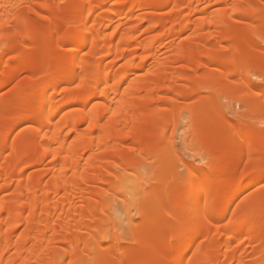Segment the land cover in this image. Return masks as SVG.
Returning a JSON list of instances; mask_svg holds the SVG:
<instances>
[{
  "label": "bare ground",
  "instance_id": "1",
  "mask_svg": "<svg viewBox=\"0 0 264 264\" xmlns=\"http://www.w3.org/2000/svg\"><path fill=\"white\" fill-rule=\"evenodd\" d=\"M15 1L16 0H0V5L5 9L4 5L8 6L10 3ZM58 1L68 3V7L63 9V7L60 5L50 6L46 0H43V2L39 4L42 9L57 13V16L54 20L55 23L50 21L46 28L39 23H35L34 31L32 32V35L29 36V40H35L42 33L47 32V34L50 35L47 40V50H56L59 52L63 50L64 45H67L69 42H74L76 44V49L73 50L74 53L72 52L73 54L71 55L58 54L54 61L49 63L50 65L58 66L57 68L59 71H56V73H62L64 77L61 76V79H54L48 82L45 81L44 83H38L36 85V89L39 90H37L38 92L36 91L38 96L36 95L37 97H33V100L31 99V101L27 103L25 107V111L27 113L22 119L17 122L15 121L2 133H0V140L6 141L11 136V134L15 132L19 125H22L21 123L27 122L29 120L35 121V125L36 123L37 125L34 133L26 131L20 135V144L28 143V148L24 153L25 157L35 154L40 150V152H38V155L40 153V157L36 161L37 163L42 164V162H45L48 157L54 156L55 160L61 161V171L63 169V172H61L62 174L60 173L61 175L53 177L48 182L43 178L42 180L36 182L30 181V183L25 185L21 180H17L16 185L22 190L21 194L15 200L4 202L1 211L9 214L11 218L19 217V220L12 225L8 219L5 220L1 218L0 255L12 247L11 240L13 234L21 223L27 222L30 230H35L36 225L38 224L40 228H37V231L43 236H41L39 239H35V247L31 250H28L25 247L26 243H28L27 239L19 243L17 247L18 257H23V253H26V260H31L33 258L37 259L41 257L40 255L44 248L43 243L48 241L44 235H46L48 231H53L52 227L49 225L50 218L60 208V206L64 205L65 203L71 204L73 196L78 193L83 194L86 192L85 187L87 186V183L94 180H100L112 185L113 182L111 177H114L121 184H124V188L125 186L129 185V183H131L128 177L109 172L106 167L107 165H102L100 161L101 159L99 158V150L100 153L104 152L103 155H105L107 151L114 153L118 152L115 148H112V151L110 150L111 141L117 137L116 133L110 130L115 128L118 131L120 129L119 126H121L122 131L125 133L124 136L126 138H133L135 140L136 144L138 145L140 155L142 153H144L143 155L147 153L148 155L153 156V159L155 157L156 162H154L155 165H157V169L155 168L154 171L157 173V178H155L156 176L154 178L155 181L161 184L159 185L156 183L159 185V188L156 186L157 189L154 187L152 190L153 186H150L148 190L144 188L145 190L139 191L141 193L144 191V193L141 196L140 193L139 198L136 200L132 199V196L129 200L128 198L130 197H125L127 204L129 205L128 211H130V209L133 207L136 208V211L138 212L137 214L140 215L142 220L141 222H137V220L132 217V215L129 214L130 216H128L129 225L133 231L132 235L135 238V247L143 250V252H141V257L143 253V260L140 263L136 262L135 264H155L156 261H159L160 264H180L181 261H183L184 264H188L186 263V260L192 252L195 242L200 237H206V235H208L207 232H210L212 229L211 226L213 225V220L209 221L203 216L202 204L204 201L209 199H216L217 197L221 196V193H212L210 186L212 185L211 183H213V181L206 178L203 174H200V172H198L196 169H191L188 173V177H186V183L181 187H178V193L180 196L178 199L180 201L178 202L180 205L178 204L179 211L175 210L176 206L173 204L172 200L174 198L175 192H172L174 190L172 186L173 183H169V181H175L174 183H177L176 181L180 180L179 175L181 173L177 174L178 172H174L177 171V168L173 170L175 165L172 167L171 163V161L177 157L176 148L174 143L170 142L169 140H167L166 145L163 144L164 147L161 146L162 148L157 146H154L153 148L152 146L153 149H151V146L149 147L148 145L147 146L149 149H146L145 147V149L142 148L144 146L143 143H145V140L147 142L148 134L146 135L145 132L141 133V131L138 129L136 112H138L139 108L131 104V101L137 96L135 90L140 94L141 92H146L147 89L143 87L145 83L160 81L162 79L163 82L168 84L163 89H160L164 92L176 91L182 83H190L195 87L186 93V95L189 96L195 95L202 91H213V87H215V85L216 87L222 86L224 89L223 92H227L226 90L231 76L238 74H248L251 71L258 69L264 72V64L260 61L243 63L240 59H238V55H243L244 53L242 49H237L233 56H228L225 54L220 55L214 52V49L210 47L204 49L206 61H199L195 55L186 52L185 46H178L175 48L178 60H174L171 62V64L185 62L187 63L184 64L185 68L192 70L193 74L182 76L176 75V73H171L170 77H163L160 75L158 68L163 65H167V63L159 62L151 67H147L149 58L153 55L154 48L156 44H158V41H151L144 44L142 47L143 50L147 52V55L143 57V62L141 64L138 63L137 65L135 63H131L124 73V76H120L117 79L116 77L118 76H115L113 68L115 65H109L110 62H107L106 58H110L112 54L115 53L114 51H116V48L114 47L117 45L114 43L115 36L118 35V29L115 30V32L113 31L114 33L112 32L113 35L109 34V37H105L103 35L102 28L106 20L110 23H113L123 14L127 15L128 18H133L136 11L139 10L147 9L152 6L155 7L157 5H172L174 9L166 18L160 19L154 16H147L145 20H147L151 24V27L154 28L159 26L166 27V24L168 23L175 25L181 21L182 23L180 22V28L178 31L180 33H186L192 29L202 32L211 25H218L225 20L227 14L220 13L210 18L206 16L203 22L193 26L189 20H182V11L186 5H191L194 0H161L159 3L155 4L148 3V0H123L122 4L121 2H117L120 4L119 6L109 8L108 13L103 12L106 8L107 2L111 0ZM131 1L133 2V4H131L132 7L130 8V11L126 13L124 5L128 2L131 3ZM228 1L231 0H224V2ZM232 7L236 10L237 14H246L241 4L232 5ZM251 13L258 14L261 19H264V10L253 9ZM93 17H95V19L92 21L91 19ZM1 22L0 33L3 29V24ZM26 22H24V24H27ZM68 23H72L77 27L69 29L67 34L64 36V39H61L59 37L60 31L62 28L66 29V25ZM165 27L163 32L160 34L161 38L170 37L174 32H176L175 28L165 29ZM53 31L57 33L55 39L54 37L52 38L51 35ZM255 32L259 35H262V30L260 27L255 28ZM224 36L225 39L223 40H230L233 35L225 34ZM3 38L6 39V41H9V43L7 41L6 47L8 49H12L13 44L15 43L10 40L9 33L5 32L3 34ZM135 43H137V39L136 35L133 34L126 42L128 47L127 50L130 51V49L135 46ZM249 45L251 47H255L254 44L250 43ZM88 46L90 47V51L87 55H83V51ZM117 48L119 47L117 46ZM116 53L117 58L119 59L126 57L127 54L126 50L121 48L117 50ZM101 54H103V56H100L99 58V55ZM26 55H29V53H23V55L20 56L22 58ZM111 59L112 58H110V60ZM26 60H23L24 62L21 61L18 69L14 71V73L8 78L0 79V88L9 85L15 80L16 76L20 72L26 70L28 64H30L27 63L28 60ZM191 65L193 66L191 67ZM214 65L226 67V71L216 75L212 73V71L216 69V66ZM203 68L206 69L203 76H198L199 70ZM140 70H148L147 76L140 78L137 74V72ZM130 77L133 78L131 79L129 90L127 91L126 95L115 101V99H117L116 96L120 91L121 85L126 79ZM59 81L63 83L66 82V84L69 85L77 82V85H80L79 87L76 86L75 89H73V87L71 89L70 86L68 87L69 89H66V87L65 89L63 88L64 90H62L63 92L66 91L67 93H63L66 95L65 98H67V101H64L65 104H83L82 110L80 111L79 109L78 111L80 114L73 113L72 115L70 113V115H68V112L66 113L67 115L64 114L63 119H56L63 107L57 102L59 99L56 100L55 93L53 94V92H56L55 90L57 87L55 86L56 89H53V92H50V86L52 84L54 86V84ZM259 88L260 87L255 86L252 83L249 85V89L251 91L253 90L252 92L250 91L252 97L249 98V103L251 106V110L249 111L250 114L257 115L259 113L258 111H260L258 107L261 98L260 94L263 93L261 90L263 91V89ZM166 92L163 93L161 98H166ZM84 95L87 97H83ZM101 97L104 98L101 103H104L101 104L100 108L95 109L89 106L91 101L94 102L95 99ZM21 99H23V97H20V95H15L11 102L6 104L7 109L13 107V102ZM214 104L219 105L218 103L207 102L200 106H190L187 108L186 112L189 115V123L198 121L203 124V130L201 133L204 135L207 143H212L218 138L219 143L217 140L216 141L218 143L217 151L220 158V163L217 166V169L224 171L225 174L221 183L228 185V183L231 182L230 180L233 178L234 174L241 170L243 165L247 163L250 153L253 159H259V157L264 154V147H262L263 149H261L257 155L259 157H254L256 155H252L253 153L251 150L256 147L257 143L251 138L249 133L242 132L240 125H238L239 123L237 125H230L233 132L221 140L219 137L220 135L217 134H219L220 130L222 129L225 119L222 118L219 109L215 112V108L217 107H215ZM162 111L167 113L164 114ZM159 113L164 115L163 119L159 117ZM156 114V118L147 120L144 123L147 127H149V129L150 127L153 128V130L150 129L152 133L150 132L151 134L149 135L151 136L149 138L152 139V141L154 139L155 143L157 141L162 142L160 140L164 138L166 126L172 124L175 125L174 117L176 111L174 107L171 106L168 108L159 109ZM108 115H112L111 123L106 125L104 123V119ZM7 116L8 113L0 115V124L5 121ZM85 123H89L90 125L89 132L81 131V127ZM66 126H71L72 130L78 132V137L75 140L76 142L74 141L72 144H69L71 142L67 141V135L65 136L64 129ZM96 133H98V136L95 135ZM141 145L143 146L140 147ZM158 146H160V144ZM6 148L7 145H3L2 149L0 150V155L6 150ZM88 151H91L92 155L87 160V167L81 168L80 159L83 158L85 153ZM245 153H249L246 158L243 157ZM147 156L145 155V157ZM20 157V154L17 152L14 153V155L8 161V164L11 166L15 165V160H18ZM21 159L22 158H20L19 161H21ZM56 162L59 165V162ZM170 164L172 169L170 168ZM250 167L251 166H249V168ZM87 169L93 171L89 177L84 176V173ZM255 175V180H252L248 183L237 182V184L235 183L236 185L231 193H228L227 195H223V193L222 196H225L223 197V203L220 207L216 206L210 212V216L213 217L217 213H222L232 206L234 200L243 191L249 189L255 185L257 181H259V173H256ZM195 176L197 177L196 180L193 179ZM182 182H184V180ZM206 182L207 185H205ZM201 184L206 186L204 188L203 194L200 190ZM46 188L49 190H46ZM39 189H44L46 196L39 195ZM50 193L56 196L62 195L64 198H62L61 201L52 203L48 198ZM61 193H64V195ZM127 194L128 196L129 194L131 195V193ZM210 195H212L211 198L209 197ZM111 206L112 205L110 201L104 195L100 194H94L91 199L85 202L84 208L86 212L85 215H81L82 219L89 218L92 224L87 225V228L89 230L96 231L99 234V237L96 239V245L94 243L92 244V242L81 241L79 239L77 240L76 238H72V240L69 238L64 239V242H69L70 244L74 245V248L66 252V254L72 258L74 263L77 260L80 261V258L82 259L84 256L88 258L91 264H126V262L129 260H134V262L137 260V252H135L134 249L127 250L122 246L124 238L119 233L123 223L121 219L112 221L114 223H112L113 232H109L110 235L108 236L111 245L107 248H104L103 252H101V255H97V253H83L84 250L90 249L91 247L92 250H96V248H103V241L106 239V235L108 234L106 233L107 228L105 227V223L107 221L95 218L94 215L97 211L104 212L107 209L109 210ZM39 208L45 214V218L42 220V223L38 222L35 216L36 211H38ZM151 216H158L156 218L160 217L165 221L167 220L169 226L171 225L169 234L165 239V245L162 244L161 236H158L157 233L154 235V232H151L149 227H147V223L149 224L150 221L148 219H151ZM4 227L10 228L5 234L3 233ZM216 232L219 231L216 230ZM229 232L231 234L229 233V235L227 232L229 238L226 242V246L231 245L233 242H235V240L237 241V239L239 241L243 236H247L250 239H259L257 241H262V239H264V198L258 201L256 204L248 206L247 209L242 210V216L238 222L233 225L231 231ZM221 234L222 232H219V234H215L216 236L214 235L213 237H210V239L207 237V239L210 240V246H205L201 251L199 250L197 253L193 254L189 264H235L239 262V264H245L239 259L236 248L230 250L228 246L227 248L230 251L227 250L229 252H227L226 256H224L225 258L222 260V263H219L221 260L219 262L216 260V257L219 256V250L223 245V242L221 241L223 237ZM148 246L152 248V250L149 251L147 248ZM60 261V258L54 256L52 263H58ZM39 264H43L42 261H39ZM252 264H264V259L261 261H256V263Z\"/></svg>",
  "mask_w": 264,
  "mask_h": 264
},
{
  "label": "rangeland",
  "instance_id": "2",
  "mask_svg": "<svg viewBox=\"0 0 264 264\" xmlns=\"http://www.w3.org/2000/svg\"><path fill=\"white\" fill-rule=\"evenodd\" d=\"M46 1L50 6L60 5L61 7H63V9L68 7V3L59 2L58 0ZM122 1L123 0L108 1L104 12H102L108 13L109 8L119 6V3L121 2L122 4ZM132 1L131 3L128 2L124 5L126 13L130 11V8L132 7L131 4H133ZM160 1L161 0H148V3L155 4L159 3ZM41 2H43V0H16L13 3H10L8 6L4 5L5 9L0 5V22L2 21L1 23L3 24V29L0 33V79L8 78L11 74H13L14 71L18 69L21 61L24 62L23 60L27 59V63H30L28 64L26 70L20 72L16 76L13 82L5 87L0 88V115L8 113L5 121L0 124V133L8 128L12 123H14L15 121L17 122L24 117V115L27 113L25 111L27 103L31 101V99L33 100V97H35L36 95L38 96L37 92L39 90L36 89V85L38 83H44L45 81L48 82L54 79H61V76H63V74L56 73V71H59L57 68L58 66L50 65L49 63H51V61H54L58 54L71 55L74 53L73 50L76 49V44L74 42H69L67 44V47H64L63 50L59 52L56 50H47V40L50 36L49 34H47V32L42 33L35 40H29V36H31L32 32L34 31L35 23H39L45 28L49 25L50 21H53V23H55L54 20L57 16V13L42 9L39 5ZM236 4H241L246 14H237L236 10L232 7V5ZM173 9L174 7L172 5H157L155 7L152 6L147 9L136 11L133 18H128L127 15L123 14L121 15V17H118L113 23H110L107 20L105 21V24H103L104 26L102 28L103 35L105 37H109L110 35H113L115 30L118 29V35L115 36L114 44H116L119 48H117L116 45V47L114 48H116V51L120 48L125 49L127 53L126 57L119 59L117 58L116 51H114L115 53L112 54V56L110 55L111 57L109 56L110 58H112L111 60L110 58H106V61L110 62L109 65H115L113 66V68L115 76H118L116 77L117 79L120 76H124V73L131 63H135L137 65L138 63L141 64L143 62V57L147 55V52H145L142 47L144 44L151 41H158V44H156L154 48L153 55L149 58L147 67H151L159 62L167 63V65H163L158 68L160 75H162L163 77H170L171 73H176V75L182 76L193 74L192 70L185 68L184 64H187L185 62L171 64V62H173L174 60H178L177 53L175 51V48H177L178 46H185L186 52L195 55V57H197L199 61H206L204 49L210 47L214 49V52L220 55L225 54L228 56H233L234 52L237 49H242L244 53L243 55H238V59H240L243 63L260 61L264 64V19H261L258 14L251 13L253 9L264 10V0H231L228 2H224V0H194L191 5H186L182 11V20H189L193 26L203 22L206 16L210 18L220 13L227 14L225 20L222 23H219L218 25H211L204 29L202 32L192 29L186 33H180L178 29L180 28L181 21H179L175 25L168 23L166 24V27L159 26L154 28L151 27V24L147 20H145L147 16H154L156 18L164 19L170 14V12L173 11ZM94 19L95 17H93L91 20L93 21ZM24 22H26L27 24H24ZM164 27L165 29L175 28L176 32H174L170 37L161 38L160 34L163 32ZM257 27H260V29L262 30V35H259L255 32V28ZM68 31L69 29L66 30L65 28H62L59 37L61 39H64V36ZM5 32L9 33L10 40L15 43L13 44L12 49H8L6 47V43L8 40L6 41V39L3 38V34ZM132 33L136 35L137 43H135V46H133L132 49L128 51L126 42L129 40V37L133 35ZM225 34H232L233 36L230 40H223L225 39ZM51 35L52 38L54 37L55 39L57 33L53 31ZM250 43L254 44L255 47H251L249 45ZM89 51L90 47L88 46L83 51V55H85V52H87L88 54ZM23 53H29V55L21 58L20 55H23ZM8 55H12L15 58L9 60ZM100 56H103V54L99 55V58ZM20 58L23 60H21ZM192 66L193 65H191V67ZM214 66H216V69H214L212 73L216 75H219L223 71H226V67H222L221 65ZM205 71L206 69L204 68L200 69L198 76H203ZM137 74L140 78H144L145 76H147L148 70H140L137 72ZM132 78L130 77L124 81L125 83L123 82L115 101L126 95L127 91L129 90V84ZM251 83L255 86L260 87L259 89H263V91L261 90V92L263 93L260 94V108L258 107L260 111H258L259 113L257 115L249 113V111L251 110L249 98L252 97L250 93L253 91L249 89V85ZM68 85L69 84H66V82L63 83L59 81L55 83L54 86L53 84L50 86V92H53V89H56L57 87V89L55 90L57 93L53 92V94L55 93L56 100L59 99L57 102L63 107L62 111L56 118L57 120L63 119L64 114L68 112V115H70V113L72 115L73 113L80 114V112L78 111L79 109L81 111L83 107V104L79 103L65 104L64 101H67V98H65V94L67 93L66 91L63 92L62 90H64L66 87V89H69L68 87L70 86L71 89L72 87L73 89H75L77 86V82L72 83L69 86ZM166 85L168 84L166 82H163L161 79L160 81L145 83L143 87L146 88L148 92H141L140 94L135 90L137 96L131 101V104L139 108L138 112H136L138 129L141 131V133L145 132L146 135L148 134L147 142L145 140L146 144L143 143L144 146L141 145L140 147L143 146L142 148L145 147L146 149H149L148 146H151V149H153L154 146L164 147L163 144L166 145L167 140L174 143L177 157L171 161L172 167H174L175 165L173 170L177 168L176 164L178 162L184 163V166L187 169L186 172H181L177 168V171L174 172H178L177 174H182L179 175L180 180L176 181L177 183H174L175 181H169V183H173L172 186L174 190L172 192H175V194L172 200L173 204L176 206V211H179L178 201H180L178 200L180 198L178 187H181L186 183V177H188V173L191 169H196L198 172H200V174H203L206 178L213 181V183H211L212 185L210 186V189L212 193H221V196L215 199L217 201V206L220 207L223 203V197H225L222 196V194L224 193L223 195H227L228 193H231L237 182L239 183L243 181H233V179H231V182L228 183V185H224L221 183L225 173L223 170L217 169V166L220 163V158L217 151V144L219 143L218 138L215 139L212 143H207L204 135L201 133L203 130V124L198 121L189 123V115L186 110L190 106H200L207 102L218 103L219 105L214 104V106L217 107L215 108V112L219 109L222 118L225 120L222 129L217 135H220L219 137L221 138V140L224 139L225 137H227V135L233 132L230 125H237L239 123L238 125H240V129L242 130V132L249 133L251 138L256 141V147H254L251 152L253 153L252 155H256L254 157L257 158L259 157L257 155L259 154L260 150L263 149L262 147H264V72L258 69L253 70L248 74H238L231 76L230 82L227 86V92H223L224 89L222 86L216 87L215 85L216 88L213 87V91H202L195 95L189 96L186 95V93L194 89L195 87L190 83H182L176 91H165L167 95L166 98L163 99L161 98V96L165 92L160 89H163ZM15 95H20V97H23V99L13 102V107L7 109L6 104H9ZM86 95H84L83 97H85ZM103 99L104 98L102 97L97 98L94 100V102L91 101L89 106L91 108L98 109L101 107V104L104 103H101ZM171 106L174 107L176 111L174 117L175 125L172 124L166 126L164 138L160 140L162 142L157 141L155 143L154 139L152 141V139L149 138L151 136L149 134L152 133L150 129L153 130V128L150 127L149 129V127H147L144 123L147 120L156 118V112L159 109H164ZM162 113L166 114L167 112L165 113V111H162ZM162 113H159V117L161 119L164 118V115H162ZM111 117L112 115H108L105 117L104 123L106 125H109L111 123ZM21 124L22 125H19L15 132L11 134V136L6 141L0 140V150L2 149L3 145H7L6 150L0 155V220L8 219L10 221V224L12 225L19 220V217L11 218L9 214H7L6 212H2L1 209L4 202L15 200L21 194L22 190L19 188V186L16 185L17 180H21L25 185L30 183V181L36 182L42 180L43 178L48 182L53 177L61 175V172H63V169L61 171V161L55 160L54 156L48 157L45 162H42V164L37 163L36 161L40 157V153L38 155V152H40V150H37L38 152H36L35 154L25 157L24 153L28 148V143L20 144V135L21 133L26 131L34 133L37 123L35 125V121L29 120ZM119 128L120 129L118 131L115 128H112V130H110L117 135V137L111 141L110 150L112 151V148H115L118 152L114 153L107 151V153L103 155L104 152L100 153L99 150V158L101 159L100 161L102 165H107L106 167L109 172L124 175L125 177H128L130 179L131 183H129V185L125 186L124 188V184H121L114 177H111L113 182L112 185L100 180H94L87 183V186L85 187L86 192H84L83 194L78 193L73 196L71 204L65 203L64 205L60 206V208L50 218L49 225L52 227L53 231H48L46 235H44L48 241L43 243L44 248L41 252V257L37 259L33 258L31 260H26V253H23V257H18L17 247L19 243L27 239L28 243H26L25 247L26 249L31 250L35 247V239H39L41 236H43L42 234L40 235L37 231V228H40L38 224L36 225L35 230H30L27 222L21 223L13 234L11 240L12 247L0 255V264H39V261H42L43 264H91L86 256L82 257V259L80 258V261L77 260L74 263V261H72V258L66 254V252L74 248V245L70 244L69 242H64V239L69 238L70 240H72V238H76L77 240L79 239L81 241L92 242V244L94 243L95 245L97 244L96 239L99 237V234L96 231L89 230L87 228V225L92 224L89 218L82 219V216L85 215L86 212L84 208L85 202L91 199L94 194L104 195L112 205L109 210L107 209L104 212L97 211L94 215L95 218L107 221L105 223V227L107 228L106 233L108 234L106 235V239L103 241L104 244L102 243V249L96 248V250H92L91 247L90 249L84 250L83 253H97V255H101L103 249L111 245L108 236L110 235L109 232H113L112 226L114 223L112 221L121 219L123 223L121 229L119 230V233L124 238L122 246L127 250L134 249L135 252H137V254L135 253L137 255V260L135 262L134 260H129L126 262V264H135L136 262L140 263L143 260V253L141 257V252H143V250L135 247V238L132 235L133 231L131 230L132 228L129 225L128 216L132 215V217H134L137 222H141L142 220L140 215L137 214L138 212L136 211V208L133 207L130 209V211H128L129 205L127 204L126 198L130 197L128 198L129 200L132 196V199L136 200L137 198H139V194L141 193L139 191L145 189L148 190L150 186H153L152 190L154 187L157 189L156 186H158L159 188V185L161 184L155 181V178H157V173L154 171V169L157 167V165H155V157L153 159V156L148 155L147 153L145 154L146 156L148 155L147 157L143 155L144 153L140 155L138 145L136 144L135 140L133 138H126L124 136L125 133L121 129V126H119ZM64 130L65 136L67 135V141L71 142L69 144L74 143V141L78 137V132L72 130L71 126H66ZM81 131L89 132V123H85L81 127ZM95 135L98 136V133H96ZM216 140L218 141V143ZM159 144L160 146H158ZM96 150L98 151L97 148ZM16 152L21 155L20 158L22 159L21 161H19L20 158L18 160H15L16 162L14 163L16 164L11 166L8 164V161ZM246 154L247 153H245V155L243 156L244 158H246L249 153L247 155ZM91 155L92 152L88 151L87 153H85L83 158L80 159L81 168L87 167V160ZM202 157L205 158L207 162L197 163V161H199ZM56 161L59 162V165ZM34 162H36L37 164ZM172 167L170 164L171 169ZM250 169L251 167L249 168L248 174H252ZM244 171L245 170L242 168L241 170L237 171L234 176L238 172L243 173ZM92 172V170L87 169L84 173V176L89 177ZM193 179L196 180L197 177L195 176ZM183 180L184 182H182ZM156 183H158L159 185ZM203 185L204 184H201L200 186L202 194L204 193V188L206 187L205 185H207V182L204 186ZM46 190L49 189L46 188ZM127 193H131V195L129 194L128 196ZM143 193H141L140 196ZM38 194L41 196H46L44 189H39ZM61 194L64 195V193ZM209 197L211 198L212 195H210ZM48 198L50 202L55 203L61 201L64 197L62 195L56 196L50 193ZM263 198L264 188H262L259 181H257L255 185L243 191L234 200V202L239 203V209L233 207V210L237 211V219L238 217L240 219V217L242 216V210L247 209L248 206L256 204ZM227 210L222 213L215 214L212 217L213 224L215 222L219 223L223 221L224 215L225 213H227ZM35 216L37 221L41 223L45 218V214L42 210H40V208L38 209V211H36ZM153 217L151 219H148L150 221L149 224L147 223V227H149V230H151V232H154V235L155 233H157L158 236L160 235L162 244L165 245V239L169 234L171 225L169 226L167 220L166 222L160 217L156 218L158 216ZM211 227L212 229L210 230V232H207V234H210L211 236L206 235V237L203 236L197 239L192 252L186 260V263L189 264L193 254L197 253L199 250L201 251L205 246H210V240H208L207 237H209L210 239V237H213L215 234L217 235V233L219 234V232H222L221 236L223 237L221 240L223 242V245L219 250V256L216 257V260L218 262L221 260V262L219 263H222V260L225 258L224 256H226L227 252L233 250L234 248H236L237 250L239 259L242 260V262L245 264L256 263V261H261L262 259H264V239H262V241L260 240V242L257 241L259 239H250L247 236H243L239 241L237 239V241L235 240V242H233L231 245H227L230 249L229 250L226 246V242L228 241V236L231 234L229 231H231L233 225H231L230 227L227 226L225 228H220V230H218L219 232H216L217 229L213 227V225ZM9 229L10 228L8 227H4L3 233H7ZM227 232L228 234H230L228 235ZM243 238H245L246 240ZM147 248L149 249V251L152 250V248H150L149 246ZM54 256L60 258L61 261L58 263H52ZM155 264L160 263L159 261H156Z\"/></svg>",
  "mask_w": 264,
  "mask_h": 264
},
{
  "label": "snow or ice",
  "instance_id": "3",
  "mask_svg": "<svg viewBox=\"0 0 264 264\" xmlns=\"http://www.w3.org/2000/svg\"><path fill=\"white\" fill-rule=\"evenodd\" d=\"M74 27H77L76 25H73L72 23H68L66 25V30L67 29H72ZM64 47H67V45H64ZM85 55H87V52H85ZM15 57L12 55H8V59H14ZM80 85H77L79 87ZM207 161L205 158H201L197 163H206ZM249 166H251V173L248 174L249 171ZM176 167L181 171V172H186L187 169L184 166V163L178 162L176 164ZM243 169L245 170L243 173L238 172L232 179L233 181H243L244 183H248L252 180L256 179V173H259V183L262 188H264V154H262L259 159H253L252 156H249V159L246 164L243 165ZM239 200V198H238ZM217 206V201L215 199H209L202 204V214L207 220H212V217L210 216V212ZM233 207L236 209H239V203L234 202L232 206H230L227 210V213L224 215L223 221L219 223H214L213 227H215L217 230L220 228H225L227 226L234 225L235 223L238 222L237 219V211L233 210ZM180 264H184L183 261L180 262Z\"/></svg>",
  "mask_w": 264,
  "mask_h": 264
}]
</instances>
